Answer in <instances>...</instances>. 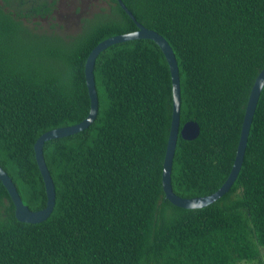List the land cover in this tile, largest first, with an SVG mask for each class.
<instances>
[{"label":"trees","instance_id":"1","mask_svg":"<svg viewBox=\"0 0 264 264\" xmlns=\"http://www.w3.org/2000/svg\"><path fill=\"white\" fill-rule=\"evenodd\" d=\"M80 21L75 35L35 26L57 0H0V167L30 211L45 208L34 144L89 113L85 61L100 42L137 30L116 0ZM162 36L179 71L180 129L173 193L206 197L226 181L252 85L264 68V0H121ZM98 113L75 135L48 141L55 187L47 220H16L0 182V264H264V87L239 174L201 209L164 197L162 165L172 92L167 62L148 40L110 46L94 66Z\"/></svg>","mask_w":264,"mask_h":264},{"label":"water","instance_id":"2","mask_svg":"<svg viewBox=\"0 0 264 264\" xmlns=\"http://www.w3.org/2000/svg\"><path fill=\"white\" fill-rule=\"evenodd\" d=\"M116 1L118 2L122 10L134 22V24L137 27V30L132 33L110 37L97 44L89 53L84 66L85 84H86L89 103H90L89 113L87 117L79 124L69 126L66 128L54 129L42 134L34 144L33 149H34L35 161L45 188V195H46L45 208L40 211L32 212L26 206H24L11 179L0 167V182L6 189L14 205L15 208L14 215L16 220L20 223L40 224L45 220H47L51 215L55 205V187L44 161L43 146L48 141L62 139L80 133L88 129L93 124L98 113V96L96 92L95 79H94L95 61L101 52H103L105 49L109 48L110 46L116 44H121L135 40L152 41L162 52L169 67L170 78H171V92H172V112H171V121H170L167 144H166L165 156L162 165V174H161V184L165 199L169 201L173 206L182 209L194 210V209L205 208L210 204L219 200L221 197H223L229 191V189L231 188V186L233 185L239 174L245 155L247 139H248L251 123L253 120V116L256 110V106L260 94L264 87V68L257 75L250 90L243 115V120H242V125H241V130L237 143L233 165L226 181L215 193L209 196L193 198V199L180 198L173 193L171 186V172H172L173 158L176 149L177 139L178 136H180L181 139L185 141H193L199 135V127L194 122H187L181 127V129L179 128L180 106H181L180 81H179V71H178L177 62L171 47L166 42V40L158 33L148 30L143 26H141L138 22H136L133 15L126 9V7L124 6L121 0H116Z\"/></svg>","mask_w":264,"mask_h":264},{"label":"rangeland","instance_id":"3","mask_svg":"<svg viewBox=\"0 0 264 264\" xmlns=\"http://www.w3.org/2000/svg\"><path fill=\"white\" fill-rule=\"evenodd\" d=\"M103 7L105 2L100 0H57L53 22L43 20L35 26L43 31H49L52 24L55 26L53 32L56 34L75 35L80 31L81 19L89 18Z\"/></svg>","mask_w":264,"mask_h":264}]
</instances>
